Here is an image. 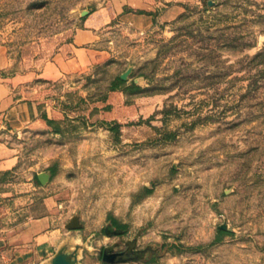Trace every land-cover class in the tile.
Here are the masks:
<instances>
[{
	"label": "rangeland",
	"instance_id": "obj_1",
	"mask_svg": "<svg viewBox=\"0 0 264 264\" xmlns=\"http://www.w3.org/2000/svg\"><path fill=\"white\" fill-rule=\"evenodd\" d=\"M115 2L0 0L11 69L52 58ZM140 2L154 26L121 14L105 23V59L36 80L43 123L11 139L35 177L50 173L65 224L82 222L65 226L75 264H264V55L254 58L264 51V0ZM153 59L162 90L109 89L127 70L148 86L138 72ZM222 224L228 233L215 241ZM127 245L145 253L103 259V248Z\"/></svg>",
	"mask_w": 264,
	"mask_h": 264
},
{
	"label": "crops",
	"instance_id": "obj_2",
	"mask_svg": "<svg viewBox=\"0 0 264 264\" xmlns=\"http://www.w3.org/2000/svg\"><path fill=\"white\" fill-rule=\"evenodd\" d=\"M141 6L140 0H117L110 12L84 19L72 42L52 58L25 59L20 69H11L12 59L0 44V264L50 263L66 240L62 205L50 191L52 184L37 180L41 170L35 177L11 139L43 123V82L36 80L57 81L105 59L97 44L100 28L118 14L137 27L154 26L152 14L136 12ZM165 14L162 21L170 20Z\"/></svg>",
	"mask_w": 264,
	"mask_h": 264
},
{
	"label": "trees",
	"instance_id": "obj_3",
	"mask_svg": "<svg viewBox=\"0 0 264 264\" xmlns=\"http://www.w3.org/2000/svg\"><path fill=\"white\" fill-rule=\"evenodd\" d=\"M137 11L140 13L153 14V12H147L146 10H143V9H139ZM175 38H176V36L172 37L171 40H174ZM240 45H242V43L234 44L235 47H239ZM263 55H264V51L257 53L254 58H258V57L263 56ZM154 61H155V59L150 60V61L146 62V64H143L139 67L138 76L141 75V76H144L147 79H149L150 84L148 86H142V85L138 84L134 79H132L131 81H128L127 78L124 79L121 77V73H118L112 79L110 86H109V89L114 90V89L120 88L121 90H123L127 94L154 92V91L162 90L163 88L161 86H159L158 83H155V82L151 83V80L154 78L155 69H156V65H157V64H151ZM225 233H228L227 229H223V228L218 229V235H217L215 241L221 239L223 234H225Z\"/></svg>",
	"mask_w": 264,
	"mask_h": 264
},
{
	"label": "water",
	"instance_id": "obj_4",
	"mask_svg": "<svg viewBox=\"0 0 264 264\" xmlns=\"http://www.w3.org/2000/svg\"><path fill=\"white\" fill-rule=\"evenodd\" d=\"M129 72L130 70L123 72L121 74V77L126 79L128 77ZM50 178H51V175L47 171H41L38 173V179L40 180L42 184H46L50 180ZM65 226L69 230L78 229L82 227V222L80 221L78 216H72L70 220L65 224ZM221 228L227 229L228 227L226 224H222ZM106 230L108 231V228H106ZM77 249L78 248H76V250L74 251L69 250L65 244L59 249V252L50 260V263H44V264H75L76 261L78 260L77 257L79 253ZM122 254L123 252H114V253L107 255V252L105 250L103 254V259L106 261H112V262L123 260V258H121Z\"/></svg>",
	"mask_w": 264,
	"mask_h": 264
},
{
	"label": "flooded vegetation",
	"instance_id": "obj_5",
	"mask_svg": "<svg viewBox=\"0 0 264 264\" xmlns=\"http://www.w3.org/2000/svg\"><path fill=\"white\" fill-rule=\"evenodd\" d=\"M105 250L107 252V255L114 253V252H123V254L121 255V258H123V260H128V259H131L135 256H140V255L145 253V250H137L132 245H127L125 248H121V249H117V250L112 246L108 247V248H103L102 256H103Z\"/></svg>",
	"mask_w": 264,
	"mask_h": 264
}]
</instances>
